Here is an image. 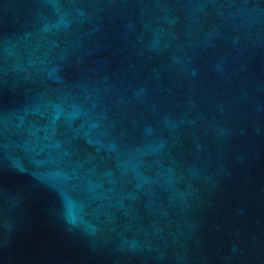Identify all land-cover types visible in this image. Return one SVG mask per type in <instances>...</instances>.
<instances>
[{"label": "water", "instance_id": "obj_1", "mask_svg": "<svg viewBox=\"0 0 264 264\" xmlns=\"http://www.w3.org/2000/svg\"><path fill=\"white\" fill-rule=\"evenodd\" d=\"M0 264H264V0H0Z\"/></svg>", "mask_w": 264, "mask_h": 264}]
</instances>
